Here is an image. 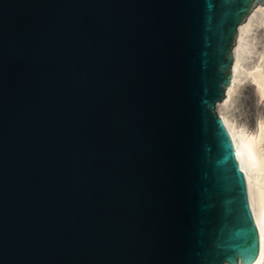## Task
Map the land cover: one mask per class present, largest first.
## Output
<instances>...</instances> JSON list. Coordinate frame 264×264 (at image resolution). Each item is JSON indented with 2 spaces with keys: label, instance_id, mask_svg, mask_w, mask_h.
<instances>
[{
  "label": "water",
  "instance_id": "95a60500",
  "mask_svg": "<svg viewBox=\"0 0 264 264\" xmlns=\"http://www.w3.org/2000/svg\"><path fill=\"white\" fill-rule=\"evenodd\" d=\"M262 5L0 0V264L256 263L217 104Z\"/></svg>",
  "mask_w": 264,
  "mask_h": 264
},
{
  "label": "bare ground",
  "instance_id": "6f19581e",
  "mask_svg": "<svg viewBox=\"0 0 264 264\" xmlns=\"http://www.w3.org/2000/svg\"><path fill=\"white\" fill-rule=\"evenodd\" d=\"M237 51L236 84L228 86L229 100L217 106L222 118L229 119L238 142V151L248 175L264 234V108H261L262 112L258 109L249 121L240 118L241 114L237 115L236 109H233V105L239 107L242 104L240 94L249 84L254 87L248 92L252 105L264 100V5L256 8L246 27H240ZM253 264H264V250Z\"/></svg>",
  "mask_w": 264,
  "mask_h": 264
},
{
  "label": "rangeland",
  "instance_id": "374dc122",
  "mask_svg": "<svg viewBox=\"0 0 264 264\" xmlns=\"http://www.w3.org/2000/svg\"><path fill=\"white\" fill-rule=\"evenodd\" d=\"M251 86L252 85H250V84L247 85V87L244 88L245 90H243L242 93L240 94L241 95V99L240 100H241L242 104L239 105V107L236 104H235L236 107H235V105H233L234 107L232 106L233 109L234 108L236 109V110L234 109L236 111V114L237 115L241 114L239 117L240 118H244L247 121L251 120L254 117L253 114L255 112H257L258 109L261 110V112H262L261 108H264V100L263 99L259 101L258 105H256V104L254 106L252 105V103H251L252 100L250 98V95L248 94V92L250 93V90L251 91L254 90V87H251ZM244 92H246V93H244ZM242 98L244 99L243 101H242Z\"/></svg>",
  "mask_w": 264,
  "mask_h": 264
}]
</instances>
